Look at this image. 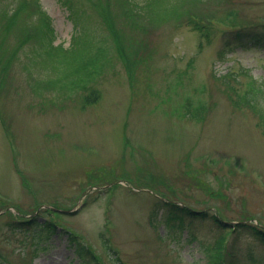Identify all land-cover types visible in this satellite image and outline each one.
Listing matches in <instances>:
<instances>
[{
  "label": "rangeland",
  "instance_id": "obj_1",
  "mask_svg": "<svg viewBox=\"0 0 264 264\" xmlns=\"http://www.w3.org/2000/svg\"><path fill=\"white\" fill-rule=\"evenodd\" d=\"M38 1L51 17L55 42L67 46L75 31L69 8L61 0ZM74 9L73 15L85 12L95 38L112 42L106 25L88 17L94 14L88 4L79 1ZM189 10L186 2L180 11ZM193 11L199 31L173 11V20L144 30L143 40L133 43L131 65L107 49L108 64L80 91H43L42 102L31 92L33 81L54 71L44 63L29 74L11 69L12 91L0 95L3 264H77L79 255L68 245L72 235L94 256L91 264L115 258L210 264L206 247L219 231L207 220L173 233L159 210L152 215L155 195L218 210L232 224L264 226V134L257 115L234 106L217 78L235 71L242 85L246 74L264 79V46H225L221 38L230 29L264 25V0H203ZM221 49H227L223 58ZM90 93L95 100L87 103ZM186 99L205 106L203 118L181 116ZM35 214L56 225L42 249L34 248L28 220ZM26 219L19 231L13 226ZM225 251L235 264H247L250 251L254 264H264V245L246 236L228 234Z\"/></svg>",
  "mask_w": 264,
  "mask_h": 264
},
{
  "label": "trees",
  "instance_id": "obj_2",
  "mask_svg": "<svg viewBox=\"0 0 264 264\" xmlns=\"http://www.w3.org/2000/svg\"><path fill=\"white\" fill-rule=\"evenodd\" d=\"M88 4L94 14L88 16L91 19L100 21L106 25V30L112 39L108 43L105 39L100 41L92 35V29L87 24L85 12L81 16L74 13V7L78 2ZM133 1L134 5L129 2ZM61 0L70 10V18L75 27L74 34L67 46L55 42V32L52 26L51 17L41 7L38 0H14L10 6H0V95L3 89L12 91V86L7 83L11 81L10 71L16 66L28 74L42 63L54 71V75L41 79H35L32 84V94L45 101L43 91H58L62 95L80 91L90 86L92 80L102 72V68L109 62L107 49L113 48L124 63L131 65L135 60L136 41L143 40L144 30L157 29V26L165 21L174 19L173 11L191 29L200 30L202 23L198 20L193 9L195 5L203 0ZM6 4V0H0V4ZM188 2L189 11L183 14L180 10L184 3ZM77 4V5H76ZM132 12L133 14H131ZM138 18V19H137ZM200 24V25H199ZM260 27L259 29H255ZM225 32V31H224ZM223 32L221 38L225 46L236 42L243 46H264V25L244 28V26L230 29ZM12 35L10 38L9 36ZM99 45H95V41ZM136 42L135 44H133ZM28 46L27 50L23 48ZM220 57L226 55L227 49L220 50ZM29 70V72H28ZM245 74V73H244ZM240 72L228 71L217 75L226 92L227 98L234 106H246L258 117V124L264 133V79L254 78L246 74L245 84L242 85ZM134 77V75H133ZM90 93L85 95L87 103H92L96 95ZM93 96V97H92ZM53 102V101H52ZM86 102V101H85ZM182 105L181 115L188 116L195 120L203 118L205 106L202 103L193 104L186 99ZM190 174V173H189ZM191 177L198 180L196 176ZM161 210L165 221L173 233L180 231L183 227L190 228L191 223L196 221L209 220L219 231L214 242L206 247L210 253L207 254L210 264H235L230 251H225V237L234 234L235 237L246 236L257 243L264 245V229L257 224L240 220L231 224L221 215L212 212L210 209L196 210L189 206L175 203L170 200L156 198L152 215ZM34 225L31 233L35 247H40L42 240L49 238V235L56 231V225L51 219H39L36 216L28 219ZM27 221H17L15 226L19 228ZM189 240L195 239L190 231ZM69 246L80 255L79 264H91L94 256L87 249L86 245L72 235L68 239ZM248 263L254 264L257 261L252 251L248 254ZM2 264V262H0ZM112 264H122L118 258Z\"/></svg>",
  "mask_w": 264,
  "mask_h": 264
}]
</instances>
